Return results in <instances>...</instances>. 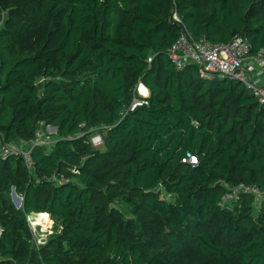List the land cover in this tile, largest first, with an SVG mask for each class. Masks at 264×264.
Returning a JSON list of instances; mask_svg holds the SVG:
<instances>
[{"label": "trees", "instance_id": "1", "mask_svg": "<svg viewBox=\"0 0 264 264\" xmlns=\"http://www.w3.org/2000/svg\"><path fill=\"white\" fill-rule=\"evenodd\" d=\"M175 11L196 39L264 49V0H0V143L41 124L59 136L32 168L0 158V264H264V197L219 205L226 184L264 192V104L239 80L176 68ZM41 212L56 231L37 244Z\"/></svg>", "mask_w": 264, "mask_h": 264}, {"label": "built area", "instance_id": "2", "mask_svg": "<svg viewBox=\"0 0 264 264\" xmlns=\"http://www.w3.org/2000/svg\"><path fill=\"white\" fill-rule=\"evenodd\" d=\"M174 18L180 22V35L170 47L169 57L177 69H182L186 63H194L200 67V73L204 77L212 78L216 74L221 78L239 80L254 93L261 104H264V82L257 76L264 72V49L251 54L252 44L248 37L241 34H237L226 44L212 43L205 36L196 39L176 11ZM137 104L140 102L136 101L134 106ZM102 128L104 127L92 128L89 132V141L94 148L103 149L105 146ZM85 135L86 132L80 129L73 136L83 137ZM58 138L57 127L41 124L30 141H22L19 145L15 142L2 141L0 143V158H6L9 155H23L28 167L32 168V150L36 146L51 150ZM183 161L197 164L198 157L193 153H188ZM53 180L57 183L68 181V179L57 176H54ZM226 185L228 190L222 195L219 202L222 207L231 206L244 193L254 195L256 201H260L264 197V192L255 184L240 182L233 186ZM36 215L34 214L33 220L43 219ZM31 220L29 217V221Z\"/></svg>", "mask_w": 264, "mask_h": 264}, {"label": "rangeland", "instance_id": "3", "mask_svg": "<svg viewBox=\"0 0 264 264\" xmlns=\"http://www.w3.org/2000/svg\"><path fill=\"white\" fill-rule=\"evenodd\" d=\"M141 85H138V94L141 97H147L149 94L148 95H141L140 94ZM18 145H19V143H18ZM11 198H12L13 202L16 204V202L13 198L12 191H11ZM38 217H43V216H38ZM30 223H31V226L33 228V232L35 234L37 244H42L44 241H46V238L50 234H52L56 231V224L53 221V219L50 217V215H48L47 213H46V216L43 217V219H40L38 221L31 220Z\"/></svg>", "mask_w": 264, "mask_h": 264}, {"label": "water", "instance_id": "4", "mask_svg": "<svg viewBox=\"0 0 264 264\" xmlns=\"http://www.w3.org/2000/svg\"><path fill=\"white\" fill-rule=\"evenodd\" d=\"M12 193H13V198H14V200L16 202V206L17 207H21L22 206V203H23V197H21L17 193V191L15 190V188H13ZM34 218H35L34 214L30 215V219L33 220Z\"/></svg>", "mask_w": 264, "mask_h": 264}, {"label": "crops", "instance_id": "5", "mask_svg": "<svg viewBox=\"0 0 264 264\" xmlns=\"http://www.w3.org/2000/svg\"><path fill=\"white\" fill-rule=\"evenodd\" d=\"M246 62H248V61H246ZM255 71V70H254ZM257 76H259V78L264 82V72L262 73V74H257ZM143 86H145L144 84H143ZM146 89H147V91H141V95H148L149 94V90H148V88L146 87ZM22 141H20L19 143H21Z\"/></svg>", "mask_w": 264, "mask_h": 264}, {"label": "bare ground", "instance_id": "6", "mask_svg": "<svg viewBox=\"0 0 264 264\" xmlns=\"http://www.w3.org/2000/svg\"><path fill=\"white\" fill-rule=\"evenodd\" d=\"M141 85V84H140ZM140 90L141 91H147V89H146V86H143V84L141 85V87H140ZM141 91H140V93H141ZM37 217L38 216H43V217H45L46 216V213L45 212H41V213H38L37 215H36Z\"/></svg>", "mask_w": 264, "mask_h": 264}]
</instances>
